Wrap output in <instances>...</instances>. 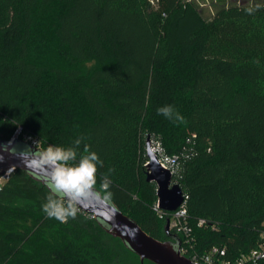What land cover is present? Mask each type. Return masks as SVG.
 I'll list each match as a JSON object with an SVG mask.
<instances>
[{
    "label": "trees",
    "instance_id": "1",
    "mask_svg": "<svg viewBox=\"0 0 264 264\" xmlns=\"http://www.w3.org/2000/svg\"><path fill=\"white\" fill-rule=\"evenodd\" d=\"M165 105L185 122L158 114ZM18 128L42 150L87 137L81 150L104 162L97 188L168 240L147 180L153 141L178 158L172 181L189 196L193 251L249 252L264 231V4H230L207 20L189 0H0V138ZM47 194L24 170L10 173L0 264H141L88 213L49 219Z\"/></svg>",
    "mask_w": 264,
    "mask_h": 264
},
{
    "label": "water",
    "instance_id": "2",
    "mask_svg": "<svg viewBox=\"0 0 264 264\" xmlns=\"http://www.w3.org/2000/svg\"><path fill=\"white\" fill-rule=\"evenodd\" d=\"M40 151L43 150L22 138H0V174L10 168H19L45 186L44 170L34 155V152ZM147 153V180L157 184L161 207L168 211L176 210L184 200L182 188L178 184L171 185L172 174L159 163L149 139ZM79 209L91 214L108 234L119 238L127 249L140 258L141 264L145 260L155 264H197L181 253V240L170 231L169 218L165 230L171 239L160 240L147 233L134 218L124 213L110 196L104 195L99 189L86 194L79 203Z\"/></svg>",
    "mask_w": 264,
    "mask_h": 264
},
{
    "label": "clouds",
    "instance_id": "3",
    "mask_svg": "<svg viewBox=\"0 0 264 264\" xmlns=\"http://www.w3.org/2000/svg\"><path fill=\"white\" fill-rule=\"evenodd\" d=\"M255 8H247L248 14H253ZM173 123H184L185 118L173 105H165L157 109ZM87 137L76 138L71 146L49 145L43 151L34 152V155L44 170V182L48 189L42 211L49 219L60 223H67L76 218L79 213V203L86 194L97 191L98 172L103 167V160L90 150V146L83 144ZM29 151V150H28ZM190 158V157H186ZM179 165L177 168L179 169ZM110 186V180L104 176L99 182V188L105 191Z\"/></svg>",
    "mask_w": 264,
    "mask_h": 264
},
{
    "label": "built area",
    "instance_id": "4",
    "mask_svg": "<svg viewBox=\"0 0 264 264\" xmlns=\"http://www.w3.org/2000/svg\"><path fill=\"white\" fill-rule=\"evenodd\" d=\"M21 128H18L11 139H15L16 137L26 140L27 142L33 144L40 148V140L37 136L25 133L20 136ZM152 142V143H151ZM150 144L153 145L154 150L152 151L156 154L159 163L166 169L170 170L171 174L174 173V165L177 161V156H170L163 153L162 148L150 141ZM41 149V148H40ZM149 160L147 161L146 165L148 166ZM14 170V168H10L5 172L0 174V191L2 189L3 184L9 177L10 173ZM2 170L0 169V172ZM178 184L177 181H172L171 185ZM181 187V186H180ZM184 200L182 204L173 211L165 210L161 207L159 198H157L155 204L153 205V209L161 218H165L166 220L169 218L170 220V231L177 236L181 235L184 239L181 240V253L187 257H189L194 263H201V264H260L264 261V231L261 235V240L259 241L258 245L250 250L247 253H243L235 259H228L226 258L227 252L225 248H221L219 246H213L208 251L204 253H198L193 251L194 241L195 238L192 235V227L189 223V214L187 208V199L188 195L183 191ZM82 211V210H79ZM91 215V214H89ZM92 216V215H91ZM93 217V216H92ZM208 223L205 218H199L198 225L204 226ZM215 228V225L212 226Z\"/></svg>",
    "mask_w": 264,
    "mask_h": 264
},
{
    "label": "rangeland",
    "instance_id": "5",
    "mask_svg": "<svg viewBox=\"0 0 264 264\" xmlns=\"http://www.w3.org/2000/svg\"><path fill=\"white\" fill-rule=\"evenodd\" d=\"M194 4L202 13L203 17L207 20L211 19L216 11L223 6H228L230 4H264V0H189ZM40 32V31H39ZM40 37H44V35L39 34ZM88 66H91L89 64ZM22 133V132H21ZM20 136L23 135V133ZM22 138V137H20ZM152 143V142H151ZM151 149L154 150L153 145L151 144ZM142 191L139 192V196L141 198H145L146 195L150 192V188L147 185H142ZM151 200V196L149 198Z\"/></svg>",
    "mask_w": 264,
    "mask_h": 264
}]
</instances>
